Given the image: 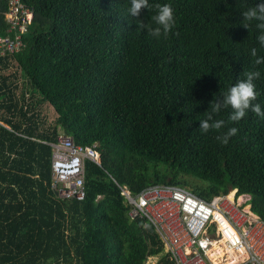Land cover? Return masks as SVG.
<instances>
[{"label":"trees","instance_id":"trees-1","mask_svg":"<svg viewBox=\"0 0 264 264\" xmlns=\"http://www.w3.org/2000/svg\"><path fill=\"white\" fill-rule=\"evenodd\" d=\"M24 1L35 11L25 44L0 55V264H147L160 253L153 264H175L155 228L128 216L124 185L176 184L203 200L235 188L264 220V118L214 114L220 132L238 129L226 145L198 127L245 72H260L254 103L264 110V63L251 55L264 57V47L257 22L241 15L261 0H149L148 25L156 4L174 9L159 39L137 28L130 0ZM21 74L35 90L29 99L16 95ZM59 126L100 153L99 163L84 160L83 199L52 189L44 140Z\"/></svg>","mask_w":264,"mask_h":264},{"label":"built area","instance_id":"built-area-1","mask_svg":"<svg viewBox=\"0 0 264 264\" xmlns=\"http://www.w3.org/2000/svg\"><path fill=\"white\" fill-rule=\"evenodd\" d=\"M0 14L4 26L0 55H6L24 46L35 11L24 0H0ZM44 141L52 146L55 195L83 199L84 160L100 162L96 143H77L62 130L54 140ZM119 189L129 206L128 216L142 218L155 228L175 264H219L215 260L219 257L221 264H264V220L251 211V204L237 198L241 194L235 193L232 201L227 198L230 191L203 200L184 186L168 183L150 184L137 193L125 185Z\"/></svg>","mask_w":264,"mask_h":264},{"label":"clouds","instance_id":"clouds-1","mask_svg":"<svg viewBox=\"0 0 264 264\" xmlns=\"http://www.w3.org/2000/svg\"><path fill=\"white\" fill-rule=\"evenodd\" d=\"M227 3V0H224ZM152 5L149 0H130L128 13L136 19L138 29L146 30L148 35L153 38L167 37L175 25L174 9L170 4H156V14L152 17L155 26L146 24L141 18L142 10L149 9ZM242 19L247 22L256 21V28L259 34L256 39L261 47H264V0L256 3L254 7L247 8L242 12ZM244 28L249 29L250 23L241 24ZM251 55L256 57L257 65L264 63V57H257V49H251ZM245 78L238 80L234 85L216 98L211 106V111L207 113L206 118L199 121V129L202 133H208L211 130L220 132L225 127V121L214 119V114L219 113L222 109L230 108L232 111L229 115V120L232 122L240 121L248 111L253 112L257 116L264 118V110L261 109L259 103H254L257 100L258 92L256 91L255 80L259 79V71H249L244 73ZM238 129L230 127L225 132H220L216 139L227 144L229 139L236 135Z\"/></svg>","mask_w":264,"mask_h":264},{"label":"rangeland","instance_id":"rangeland-1","mask_svg":"<svg viewBox=\"0 0 264 264\" xmlns=\"http://www.w3.org/2000/svg\"><path fill=\"white\" fill-rule=\"evenodd\" d=\"M34 92H35L34 88H32V87L30 86L29 82H26V79H24V76L21 74V75L18 77V79H17V90H16V95L21 97V95H22V93H23V94L25 95V98H28V99H29L30 95H31V96L34 95ZM44 102H45V103L43 104V106L45 105V106H44L45 108L48 107V112H47V117H48V118L46 117V120H47L48 123H50L51 120L53 119L55 113L53 112V110H52V108L50 107L49 103L46 102V101H44ZM45 116H46V115H45ZM60 130L63 131V129L59 126V127H58V131H60ZM95 143H96V142H95ZM186 188H187V187H186ZM187 189H188V188H187ZM232 190H234V194H233V196L237 197V196L235 195V193H237V190L234 188V189H231L230 192H231ZM230 192H229V193H230ZM241 195H242V196H240V197L238 196L237 198H239L240 200H241V198H242V201L245 200V202H247L248 205L251 204V195H250V194L244 193V194H241ZM164 251H165V248H164ZM219 254L221 255V253H219ZM160 255H161V253H160V254H157V255H153V256H148L146 263H147V264H149V263H152V264L155 263L156 261L159 260ZM220 255L212 254L213 257L220 256ZM215 260H216L217 262H219V264H221V263H220L221 261L224 262L223 259H221L220 257H219V258H216Z\"/></svg>","mask_w":264,"mask_h":264},{"label":"bare ground","instance_id":"bare-ground-1","mask_svg":"<svg viewBox=\"0 0 264 264\" xmlns=\"http://www.w3.org/2000/svg\"><path fill=\"white\" fill-rule=\"evenodd\" d=\"M233 194H234V190H232V191L228 194V196H227V198H228L230 201H232V199H233ZM241 200H242V198H241ZM243 201H244V200H243ZM245 208H248V205H247ZM233 255L236 256L237 254H236V253H233Z\"/></svg>","mask_w":264,"mask_h":264},{"label":"crops","instance_id":"crops-1","mask_svg":"<svg viewBox=\"0 0 264 264\" xmlns=\"http://www.w3.org/2000/svg\"><path fill=\"white\" fill-rule=\"evenodd\" d=\"M1 6H2V3H1Z\"/></svg>","mask_w":264,"mask_h":264}]
</instances>
